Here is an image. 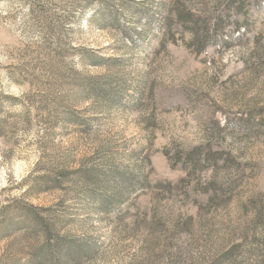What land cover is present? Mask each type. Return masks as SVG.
<instances>
[{
  "label": "rangeland",
  "instance_id": "1",
  "mask_svg": "<svg viewBox=\"0 0 264 264\" xmlns=\"http://www.w3.org/2000/svg\"><path fill=\"white\" fill-rule=\"evenodd\" d=\"M39 250L264 264V0H0V264Z\"/></svg>",
  "mask_w": 264,
  "mask_h": 264
},
{
  "label": "trees",
  "instance_id": "2",
  "mask_svg": "<svg viewBox=\"0 0 264 264\" xmlns=\"http://www.w3.org/2000/svg\"><path fill=\"white\" fill-rule=\"evenodd\" d=\"M42 223H36V228L38 227V228H42ZM43 231H42V234H43V237H44V240L46 241V242H48L49 240H50V237H51V232H52V230L50 229V228H48V227H45V228H43L42 229ZM38 254H40L39 255V258H40V260H41V262H45V261H51L53 264H58V259H57V257H58V255L60 254L59 252H47L46 250H45V253H43L41 250H39L38 251ZM78 256H74V255H72L67 261H66V264H77L78 263Z\"/></svg>",
  "mask_w": 264,
  "mask_h": 264
}]
</instances>
